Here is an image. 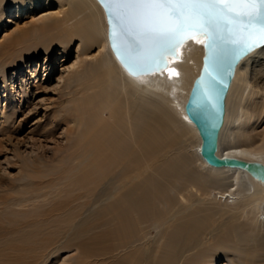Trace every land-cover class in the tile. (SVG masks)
<instances>
[{"label":"bare ground","instance_id":"1","mask_svg":"<svg viewBox=\"0 0 264 264\" xmlns=\"http://www.w3.org/2000/svg\"><path fill=\"white\" fill-rule=\"evenodd\" d=\"M43 1L46 0H0V23L9 17L12 5L20 14L26 7H35ZM49 1L59 4V19L43 18L48 21L33 30L29 41L40 40L37 43L42 44L41 48L46 49L48 55L55 47L66 51L77 43L73 63L58 78V84L66 77L76 78L73 97L63 111V122L59 125L54 121L55 127L43 132V135L60 132L61 137L76 138L69 141L75 152L67 162L72 164L79 160L74 165L78 169L74 173L67 168L60 169L63 171L60 177L69 175L74 180L72 186L80 191L68 196L69 203L86 205L96 196L99 183L103 185L114 175L126 173L123 184L114 188L106 201H113L119 194L130 197L129 206L120 214L123 218L130 214L135 226L149 220L156 210L160 213L159 205L172 203V215L163 219V230L156 234L159 237L166 228L173 227L165 233L162 245L166 240L169 247L176 237L187 236L190 231L202 237L207 226L210 238L205 243L214 241L227 264H254L257 259L264 260V182L240 168L207 164L199 152L198 131L185 112L192 83L202 66L203 40L189 39L180 47L181 61L171 60L170 64L174 73L134 77L121 66L110 48L106 15L97 0ZM21 41L22 46L28 40ZM261 56L264 57V46L242 59L236 67L225 99L218 156L264 164V133L255 134L264 116V66L258 62ZM23 59L19 58V63H23ZM92 66L95 71L89 72ZM5 67H0V74H4ZM117 93L124 100L116 98ZM131 96L135 103L140 102L135 115L130 110ZM8 100L6 109L12 108L14 112L12 96ZM3 150L0 142V155ZM17 150L14 147L13 152L19 162L22 155ZM138 161L146 167L132 174L130 162ZM36 163V160L30 162V166L38 169L35 172L32 168L30 180L43 174ZM144 174L146 180L141 178ZM129 182L130 189L127 188ZM166 189L177 191L178 200L168 196ZM215 191L219 192L214 194ZM7 200L3 201L8 203ZM99 208L97 204L92 211L98 212ZM213 218H216L215 223L210 222ZM84 220H78L79 229L85 225ZM1 222V229H6L3 226L12 220L4 217ZM20 228L11 230L18 232ZM146 238L145 234L141 240ZM11 248L6 250L8 254L1 255L3 261L19 250H14V244ZM61 250L59 246L53 249L46 246L40 255L41 264H47ZM214 254L217 255L210 253L206 259H216ZM19 256L16 254L17 260Z\"/></svg>","mask_w":264,"mask_h":264},{"label":"rangeland","instance_id":"2","mask_svg":"<svg viewBox=\"0 0 264 264\" xmlns=\"http://www.w3.org/2000/svg\"><path fill=\"white\" fill-rule=\"evenodd\" d=\"M11 7L9 17L0 23V67L6 66L4 74H0V142L4 147L0 155V264H41L40 255L46 246L51 249L62 247L47 264H211V261L227 264L220 257L222 253L216 249L214 241L205 243L210 238L207 226L202 237L190 231L187 236L176 237L169 247L166 240L164 245L161 244L165 233L173 230V227H168L159 237L156 236L158 230H163V219L172 215V203L159 205L160 213L156 210L140 226L132 224L134 221L130 219V214L123 218L120 213L129 206L130 197L119 194L113 201L106 199L114 188L123 184L125 175H128L126 173L114 175L103 185L99 183L96 196L91 197L86 205L69 203L68 196L80 191L72 186L74 180L69 175L60 177L63 172L60 169L67 168L73 173L78 169L74 165L79 160L72 164L67 162L75 152L69 141L76 138L71 135L62 138L60 132L45 135L43 132L48 127H55L54 121L59 125L63 122V111L73 97L71 93L74 92L76 78L69 80L66 77L67 80L65 78L60 84L58 78L73 63L77 43L66 51L55 47L48 55V51L41 48L42 44L39 46L37 43L40 40L29 41L33 30L48 21H43V18L59 19L57 2L46 0L35 7H26L20 14L15 5ZM21 39L28 41L21 46ZM18 57L25 58L24 62L19 63ZM258 62L264 66V57L261 56ZM92 69L93 66L89 72ZM10 96L14 112L12 108H9L10 111L6 109ZM115 97L124 100L120 93ZM134 101V96H131L132 115L140 108V102ZM256 133H264V116ZM14 147L23 157L20 163L14 156ZM35 160L38 162L35 166H39L43 174L30 180L32 168L38 171L30 166V162ZM139 162H130L129 171L132 174L145 169L146 165ZM141 178L146 180L147 175ZM127 184L130 189V182ZM166 191L168 196L178 200L180 194L177 191ZM5 199L9 202H4ZM97 204L100 210L92 211ZM4 217L11 218L12 222L3 224L7 228L1 229ZM79 219H85V225L80 229L77 226ZM210 222L215 223L216 218ZM19 228L18 232L11 230ZM145 234L147 238L141 240ZM17 241L19 243L16 244ZM12 244L15 245L14 250L19 249L18 252L3 261L1 255L8 254ZM214 252L216 259L207 260V256ZM16 254H20L18 260ZM257 261L254 264H264V260Z\"/></svg>","mask_w":264,"mask_h":264},{"label":"water","instance_id":"3","mask_svg":"<svg viewBox=\"0 0 264 264\" xmlns=\"http://www.w3.org/2000/svg\"><path fill=\"white\" fill-rule=\"evenodd\" d=\"M108 24V41L117 61L134 77L174 73L171 60L181 61L180 47L189 39H202L203 58L199 75L194 79L185 112L194 125L201 139L199 152L203 160L215 167L240 168L253 178L264 182V164L258 161H246L236 157L218 156V137L224 122L225 99L231 86L239 62L264 43L255 42L250 51L239 52L232 45L218 43L206 48L208 37L198 33L181 35L179 44L173 52L162 59L159 50L154 48L137 27L128 10L112 7V16L108 14L109 6L102 5ZM241 35L243 27L241 28ZM247 43V40L243 41Z\"/></svg>","mask_w":264,"mask_h":264},{"label":"snow or ice","instance_id":"4","mask_svg":"<svg viewBox=\"0 0 264 264\" xmlns=\"http://www.w3.org/2000/svg\"><path fill=\"white\" fill-rule=\"evenodd\" d=\"M111 8L128 10L142 35L160 58L173 52L178 37L198 33L208 37L206 48L218 43L239 52L250 51L254 41L264 43V0H100ZM243 33L241 35V28ZM247 40V43L243 41Z\"/></svg>","mask_w":264,"mask_h":264}]
</instances>
